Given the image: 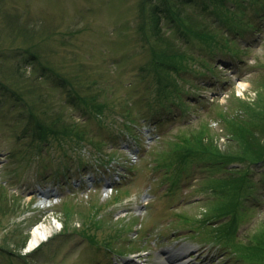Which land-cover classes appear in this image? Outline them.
<instances>
[{
    "label": "rangeland",
    "instance_id": "374dc122",
    "mask_svg": "<svg viewBox=\"0 0 264 264\" xmlns=\"http://www.w3.org/2000/svg\"><path fill=\"white\" fill-rule=\"evenodd\" d=\"M197 3L0 0V82L7 85L6 92L0 87V264H164L180 249L197 252L191 264H264L252 249L246 252H264L257 247L264 237V162L242 155L244 161L222 163L217 171V153L236 149L228 143L226 122L237 116L238 99L259 108L264 93L263 6L230 0L229 15ZM164 4L170 19H164L169 28L162 27L163 39L179 36V52L195 58L186 73L159 72L161 81L170 80L166 98L151 53L161 45L152 9ZM179 20L208 36L217 27L236 44L213 53V40L181 36ZM245 21L254 28L244 29ZM207 22L212 25L205 30ZM29 49L39 51L40 60L19 61ZM41 67L67 83L54 82ZM19 96L45 119L46 135L60 116L74 117L80 134L34 139L37 115L21 108ZM79 97L92 101L91 109ZM199 139L206 146L212 140L219 152L202 151ZM132 150L138 160L130 171ZM96 159L107 171L101 178L91 174ZM124 173L119 181L116 175ZM94 179L100 186L92 188ZM107 183L119 190H105ZM144 196L149 205L139 209ZM228 218L235 237L224 233ZM41 223L57 228L30 251L32 231ZM224 236L231 242L223 243Z\"/></svg>",
    "mask_w": 264,
    "mask_h": 264
},
{
    "label": "trees",
    "instance_id": "16d2710c",
    "mask_svg": "<svg viewBox=\"0 0 264 264\" xmlns=\"http://www.w3.org/2000/svg\"><path fill=\"white\" fill-rule=\"evenodd\" d=\"M183 1L184 4L186 5H192V4H199L197 3L200 0H180ZM204 5H208L205 6V8H209V4L211 3L213 8L216 9L218 11V9H220V11L225 12L226 14L231 15V12H234L233 9L228 8L227 7V3L230 0H202ZM241 3L245 2V1H249L252 5H255L256 3L258 4V2H261L262 6H263V10H264V0H237ZM165 9V10H162ZM153 11V17L151 18V25L154 26L156 28V32L158 34V41L161 43L160 47H158V50H156L155 46H153V48H151V53L154 55V57L157 58V64L155 65L156 67V75H157V81L159 82V88L162 92V96L164 98H166L167 92L170 91L171 89V84H170V80L168 81H161V78L158 76L159 72L160 75L163 72V75H170L173 74V76L175 75H179L182 72H188L190 70L189 68V63H193L195 58H193L192 56H188L187 53L185 52H179V48L177 46L178 44V37L177 36L175 39L173 37L172 41L167 40L166 38L163 39L162 36H164V34L162 33V27L163 26H167V23L164 22V19L166 21H168V19H170V11H167V5L164 4L162 7H154L152 9ZM220 13V12H219ZM225 17L227 19H232L231 16H226ZM177 21V20H175ZM172 21V22H175ZM218 22V21H217ZM178 29L181 31L180 33L181 36H183L184 34H192V39L193 41H195L196 39H199L201 41L210 43V41H212L213 43V47L210 49L211 52H215L216 50H229L232 51L229 47V44L233 42V40H231L229 37H226L223 35H221V31L217 28V27H212L210 30L211 32H209L210 36H208L205 34L204 31H200L198 29V27H195L198 31L196 32L194 29L191 28L192 25L185 23L181 20H179L178 22H176ZM220 24V23H218ZM198 26V24H196ZM212 24H205V30L209 29V26H211ZM247 26H253V24L250 21H245L244 22V26L243 28L245 29ZM166 28H169L168 26ZM234 30L239 33L238 30H236V26H234ZM217 31L220 32V36L217 33ZM184 33V34H183ZM217 38V40H216ZM223 38V39H222ZM157 41V42H158ZM158 42V43H159ZM235 42V41H234ZM233 42V43H234ZM189 44V43H187ZM236 44V42H235ZM36 52V54H35ZM24 53V54H23ZM27 53V56L25 57V54ZM18 54V53H17ZM39 51H33V49H29V50H25L24 52H20L18 54V56L20 57L19 61H22L24 63H32V62H37L38 60H40L39 58ZM207 64H209L207 62ZM42 70V67H41ZM46 70V71H44ZM51 69H48L47 67H44V69L42 70V72H44L43 74L46 75H50L52 77V80L54 82H57L58 84H64L67 83V81L65 82L64 79H61V77H57L56 75H54V73L52 71H50ZM160 70V71H159ZM174 71V72H173ZM210 70H208V72H210ZM54 75V76H53ZM176 85V84H175ZM163 86H170V88L166 91L163 92L162 88ZM261 86L262 88H264V82H261ZM0 87L2 89L3 92H6L7 90V85L5 83H1L0 82ZM77 94V92L75 90H73V95ZM260 100H259V108H257V103L253 106L250 103L247 102H243L241 100L238 101V107H239V113L237 114V116H235V118H230L227 122H226V127L227 130L231 133L232 138L234 139L235 143H236V149L234 150V148L230 149L229 151H227L225 154L219 155L217 152H215L217 149L216 147L213 146L212 140L211 142L207 143V146L199 139V146L201 148L202 151L204 152H208V153H217V158L220 160L221 162L219 164H224V163H228L229 161H244L242 160L240 157L243 155L244 158L251 160L255 163H260V162H264V93L261 92V95L259 96ZM20 101H17L21 104V108L25 109L26 107H28L30 109V112L33 115H37V110L34 107H29L28 103L25 101L24 98L20 97ZM79 99H81V103L84 104V107L86 108V110L91 109L90 108V103H92V101H88V99L79 97ZM170 99V98H168ZM96 108H98V112L101 113L103 111L102 109V105H98ZM32 109V110H31ZM43 111H40V113L38 114H42ZM244 114L243 116L240 115ZM35 115V116H36ZM249 115V117H248ZM46 117V119L48 118V114L44 115ZM220 117L225 118L224 115L220 114ZM36 118L38 119H33L31 121V124L34 125V129L32 131V135H34V139H40L41 141H55V140H59L58 137L62 136V135H69L73 133L74 134H80L78 132H75V130L77 129V127L75 126V122L74 120H70V118L68 117V119L64 116H60L56 119V121L53 123V127L50 130L49 135H46V128L45 125L42 123L43 118H41L39 115L36 116ZM249 118H251L249 120ZM55 120V119H54ZM70 120V121H68ZM72 121V122H71ZM71 122V123H70ZM206 126V125H205ZM59 127H61V129H59ZM207 128L203 127L202 130L200 132L201 137H203L205 134H207ZM36 133V135H35ZM203 139H205L203 137ZM202 145H201V143ZM101 146V145H100ZM214 148V149H212ZM216 149V150H215ZM196 150V149H195ZM211 150H215V151H211ZM237 150L241 151L239 154H237ZM211 151V152H210ZM218 151V150H217ZM200 152V151H198ZM219 152V151H218ZM188 154V153H187ZM192 156L190 155H184L183 158L188 159L191 158ZM240 179V178H239ZM236 180L234 178L231 179V183L235 182ZM239 183H242V179H240ZM1 199V198H0ZM5 209V207H3L1 210ZM8 208H6L7 210ZM230 233L233 234V229H234V225L233 223L230 224ZM226 236L229 234L228 232L225 233ZM224 236V238L226 237ZM235 237V234H234ZM226 243H230L231 241H228L229 239L226 237L225 238ZM256 240V237H255ZM258 248L264 249V237H262V239L260 240V242H258L257 245ZM256 248V246L254 247ZM252 249V251L255 253V258L260 260V259H264L263 258V254L264 252L262 250L259 249H253L251 247H247L246 248V252ZM250 254V253H249ZM248 254V255H249Z\"/></svg>",
    "mask_w": 264,
    "mask_h": 264
},
{
    "label": "bare ground",
    "instance_id": "6f19581e",
    "mask_svg": "<svg viewBox=\"0 0 264 264\" xmlns=\"http://www.w3.org/2000/svg\"><path fill=\"white\" fill-rule=\"evenodd\" d=\"M94 105H99V103H95ZM57 227L53 226L52 224H46L41 223L38 226H36L32 231V239L29 243V250H34L37 247H39L43 242L48 241V239L52 236V234L55 232V229ZM59 229V226H58ZM184 260V261H183ZM177 263L180 264H191L189 261H186L185 257L180 255L178 258ZM167 264H171L170 261H168Z\"/></svg>",
    "mask_w": 264,
    "mask_h": 264
}]
</instances>
